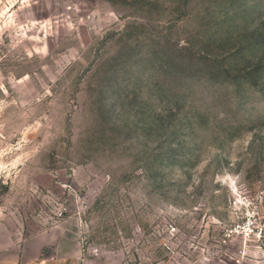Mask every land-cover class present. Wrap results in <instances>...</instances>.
I'll list each match as a JSON object with an SVG mask.
<instances>
[{
    "label": "rangeland",
    "instance_id": "rangeland-1",
    "mask_svg": "<svg viewBox=\"0 0 264 264\" xmlns=\"http://www.w3.org/2000/svg\"><path fill=\"white\" fill-rule=\"evenodd\" d=\"M248 205L264 0H0V264H237Z\"/></svg>",
    "mask_w": 264,
    "mask_h": 264
},
{
    "label": "built area",
    "instance_id": "built-area-1",
    "mask_svg": "<svg viewBox=\"0 0 264 264\" xmlns=\"http://www.w3.org/2000/svg\"><path fill=\"white\" fill-rule=\"evenodd\" d=\"M262 209L264 211V205ZM236 239L240 240L237 264H241L240 259L250 251L249 248H260L262 243L264 244V219H261L258 211L250 205L246 207L240 220L228 225L222 241L225 244H234Z\"/></svg>",
    "mask_w": 264,
    "mask_h": 264
},
{
    "label": "trees",
    "instance_id": "trees-1",
    "mask_svg": "<svg viewBox=\"0 0 264 264\" xmlns=\"http://www.w3.org/2000/svg\"><path fill=\"white\" fill-rule=\"evenodd\" d=\"M159 57H161V58H165V55H159ZM161 58L159 59V64H160V67L162 68V60H161ZM161 71H163V69L161 70Z\"/></svg>",
    "mask_w": 264,
    "mask_h": 264
}]
</instances>
